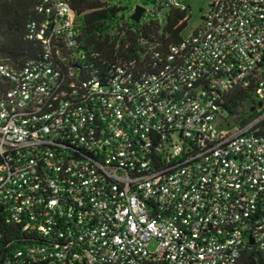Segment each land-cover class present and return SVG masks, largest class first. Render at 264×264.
<instances>
[{"label":"built area","instance_id":"1","mask_svg":"<svg viewBox=\"0 0 264 264\" xmlns=\"http://www.w3.org/2000/svg\"><path fill=\"white\" fill-rule=\"evenodd\" d=\"M37 9L40 58L0 61V264H264V0H209L148 67L101 71L67 0Z\"/></svg>","mask_w":264,"mask_h":264},{"label":"trees","instance_id":"2","mask_svg":"<svg viewBox=\"0 0 264 264\" xmlns=\"http://www.w3.org/2000/svg\"><path fill=\"white\" fill-rule=\"evenodd\" d=\"M42 0H0V61L14 68L26 61L40 58L42 40L32 34L30 24L40 21L37 7ZM79 20L80 48L88 55L95 54L94 67L103 70L104 64L117 59H137L148 67L154 50L165 52L169 45L179 42L187 23V10L171 9L162 18L141 23L125 16L128 0H67ZM150 4L153 0H141ZM185 18V19H184ZM9 82L0 76V95ZM229 111L236 112L250 97L247 90L228 95ZM8 226L0 224V256H5Z\"/></svg>","mask_w":264,"mask_h":264},{"label":"rangeland","instance_id":"3","mask_svg":"<svg viewBox=\"0 0 264 264\" xmlns=\"http://www.w3.org/2000/svg\"><path fill=\"white\" fill-rule=\"evenodd\" d=\"M131 3L136 2L137 0H130ZM142 2V1H141ZM185 4L189 6L187 8V23L186 26L183 29L182 35L187 36L189 35L194 29L197 28V26L202 21V14L204 11L207 10L209 0H185ZM148 6L151 5V3L146 4ZM247 107V103L244 105L243 108L239 109V112H245V108ZM150 248H155V242L150 243Z\"/></svg>","mask_w":264,"mask_h":264},{"label":"water","instance_id":"4","mask_svg":"<svg viewBox=\"0 0 264 264\" xmlns=\"http://www.w3.org/2000/svg\"><path fill=\"white\" fill-rule=\"evenodd\" d=\"M144 10H145V7L143 5L137 4L133 14L131 15L132 19L135 20L136 22H139ZM253 109L254 107L251 108V110Z\"/></svg>","mask_w":264,"mask_h":264}]
</instances>
